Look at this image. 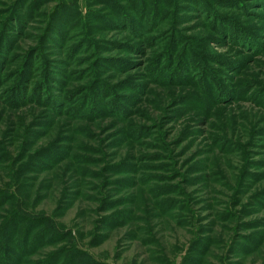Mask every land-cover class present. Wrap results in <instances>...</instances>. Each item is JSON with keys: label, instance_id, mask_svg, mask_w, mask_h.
I'll return each mask as SVG.
<instances>
[{"label": "rangeland", "instance_id": "374dc122", "mask_svg": "<svg viewBox=\"0 0 264 264\" xmlns=\"http://www.w3.org/2000/svg\"><path fill=\"white\" fill-rule=\"evenodd\" d=\"M0 264H264V0H0Z\"/></svg>", "mask_w": 264, "mask_h": 264}, {"label": "trees", "instance_id": "16d2710c", "mask_svg": "<svg viewBox=\"0 0 264 264\" xmlns=\"http://www.w3.org/2000/svg\"><path fill=\"white\" fill-rule=\"evenodd\" d=\"M15 101H13V103H14ZM22 249V248H21Z\"/></svg>", "mask_w": 264, "mask_h": 264}]
</instances>
